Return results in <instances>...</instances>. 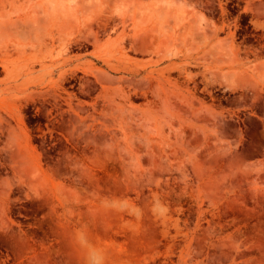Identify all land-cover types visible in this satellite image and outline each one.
<instances>
[{"label": "rangeland", "instance_id": "rangeland-1", "mask_svg": "<svg viewBox=\"0 0 264 264\" xmlns=\"http://www.w3.org/2000/svg\"><path fill=\"white\" fill-rule=\"evenodd\" d=\"M71 1L0 0V264H264V0Z\"/></svg>", "mask_w": 264, "mask_h": 264}, {"label": "bare ground", "instance_id": "bare-ground-1", "mask_svg": "<svg viewBox=\"0 0 264 264\" xmlns=\"http://www.w3.org/2000/svg\"><path fill=\"white\" fill-rule=\"evenodd\" d=\"M64 1V0H63ZM68 1H70L69 3L67 2V5H65V7L63 8V9H61V11H62V15H63V13H64V17L61 15V17H63V19L65 20L66 18L65 17H69V16H71L72 15V12H73V10L71 9L72 7H70V3L72 2L71 0H68ZM75 1V0H74ZM91 0H89V2H90ZM66 2V1H65ZM64 2V3H65ZM77 2V1H76ZM75 3V2H74ZM45 6H47V5H45ZM55 6H58V5H55ZM84 7V6H83ZM89 7V6H88ZM50 8V7H49ZM53 8V11H56V9L57 8H55V7H52ZM51 8V9H52ZM160 8V5L159 4H155V5H152V4H144V5H142V6H140L139 7V9H140V12H144V13H146L148 16H149V18L154 14V12L155 11H158V9ZM2 10H3V8H1ZM0 9V10H1ZM5 9V8H4ZM14 9V8H13ZM13 9L11 10V11H13ZM55 9V10H54ZM58 9H60V8H58ZM46 10H48V8H46ZM72 10V12H70ZM1 12V11H0ZM45 12V11H44ZM51 12V11H50ZM60 12V11H59ZM69 12L71 13V15H69ZM3 13V12H2ZM1 13V14H2ZM5 13V12H4ZM8 12H6L5 13V16H7L8 14H7ZM53 13V12H52ZM61 14V13H60ZM169 15L168 16V18L170 17V16H174L176 19H178V18H180V16L182 15V12L179 10V11H173V9H171V8H168L167 9V11L165 12V15ZM48 15V14H47ZM46 14H45V17L47 16ZM49 15L51 16V14L49 13ZM48 15V16H49ZM54 15H55V13L54 14H52V16L53 17H51V21H52V18H54ZM59 15V14H58ZM4 16V15H3ZM58 17V16H57ZM73 17V16H72ZM182 17V16H181ZM47 18V17H46ZM58 19H60V18H58ZM70 19H71V17H70ZM70 19H69V21H70ZM167 19V18H166ZM41 20H42V18H41ZM27 21V20H26ZM36 21V20H35ZM12 22V21H11ZM13 22H14V20H13ZM28 22V21H27ZM42 22V21H41ZM49 22V21H48ZM68 22V21H67ZM65 23H66V21H65ZM65 23H63V24H65ZM15 24V23H14ZM24 24V23H23ZM68 24V23H67ZM3 24H0V28L3 30V27L4 26H2ZM37 26V25H36ZM63 26V25H62ZM38 28H40V27H38ZM36 29V28H35ZM2 30H1V32H2ZM53 30V29H52Z\"/></svg>", "mask_w": 264, "mask_h": 264}]
</instances>
